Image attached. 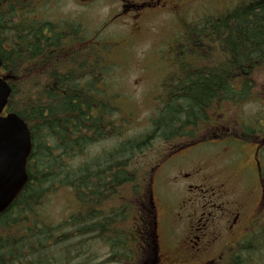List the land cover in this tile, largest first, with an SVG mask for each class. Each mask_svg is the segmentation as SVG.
<instances>
[{"label":"trees","instance_id":"16d2710c","mask_svg":"<svg viewBox=\"0 0 264 264\" xmlns=\"http://www.w3.org/2000/svg\"><path fill=\"white\" fill-rule=\"evenodd\" d=\"M59 24L22 23L9 42L0 35L2 68L12 79L6 111L26 123L32 143L27 184L0 215V264H65L87 243L80 264H98L85 257L92 241L103 237L116 255L127 250L129 257V235L119 220L128 217L132 193L136 213H147L148 169L177 143L203 142L199 134L213 109L264 101V0H241L182 24L167 49L171 68L159 84V105L149 127L133 135L125 133L124 115L117 124L114 118L119 106L105 82V46L96 38L82 40L71 23ZM240 131L244 138L257 134L249 124ZM65 187L74 191L77 213L58 225L30 226L27 216L46 193ZM117 197L120 205H113ZM253 240L239 244L232 264H248L252 252L262 251Z\"/></svg>","mask_w":264,"mask_h":264},{"label":"rangeland","instance_id":"374dc122","mask_svg":"<svg viewBox=\"0 0 264 264\" xmlns=\"http://www.w3.org/2000/svg\"><path fill=\"white\" fill-rule=\"evenodd\" d=\"M166 1L167 7H162L158 12H146L147 19L136 21V23L132 21V17L126 15V11L106 3V0H97L85 6L80 5L79 0H55L53 4L40 9L42 21L60 23L59 25L64 27L71 23L79 29L82 40L96 38L103 47L105 46L102 50L103 65L106 70L110 68L105 71L107 73L105 82L109 93L116 95L113 102L119 106V112L114 117L117 118L116 124L119 115H124L126 118L124 123L126 135L137 134L149 127V119L154 116L160 101L159 84L169 74L168 70L171 68L170 54L167 49L174 46L176 37L180 35L183 28L182 24L193 22L198 18L202 19L212 13L224 12L241 0ZM172 3H177V9L180 5L182 6L177 16L172 15L175 12L171 13ZM133 15L137 16L138 11H133ZM256 81L258 88L263 87L261 80ZM257 92L260 93V89ZM229 107L225 106L222 114L219 113L221 109H213L209 116L210 121L203 126L199 134L204 142L168 156L162 169L169 174L168 179L174 176L177 178L176 181L185 183L182 181L183 176L177 175L176 172L190 174L191 165L198 163L205 174H211V178L231 179L229 187L232 191H230L237 202H242L249 194L255 196L257 193L258 196L259 192L255 176L253 173L247 174L253 167L252 148L256 146V140L253 136L244 138L240 129L249 124L254 127L258 137H264V101L242 104L234 110ZM233 111L237 113L236 119L239 124L234 123L236 119L232 116ZM214 123L217 125L215 126ZM261 138L257 139L264 142V138ZM186 142L182 141V143ZM179 146H182L181 143H177L175 149ZM100 148L102 145L93 148L92 151ZM261 150L262 153L259 155L262 159L261 178L264 179V143ZM152 168L153 165L148 171L150 172ZM126 191L128 192V188ZM157 194L162 198V194H165V198L172 204L176 203L179 197V193L171 189L164 192L158 191ZM118 200L119 198L113 205H120L121 201ZM247 200L251 201L249 198ZM172 208L176 209L175 206ZM78 209L79 205L75 200L73 189L68 187L52 189L50 193H46L33 215L27 216V219L30 218L28 224L30 226L58 225L75 215ZM36 217L38 223H32ZM160 221L162 225L167 224L163 217ZM257 223L255 227L264 225V208L260 210ZM161 233H163L162 229ZM250 239L260 243L258 248H262V251L252 252L251 259L246 258L247 263L264 264V229L246 237L241 243ZM107 240L103 237L92 241L94 244H91L90 253L85 258H94V263L99 264L105 258L126 257L127 250H124V256L119 253L116 255V250ZM88 245L89 243L79 245L80 249L82 247L80 256L76 257L77 253L73 251L76 258L71 259L72 253H70L67 255L69 260L67 258L64 260L65 264H80L83 261L81 260L83 248ZM138 264L141 263L138 262Z\"/></svg>","mask_w":264,"mask_h":264},{"label":"flooded vegetation","instance_id":"af4514ba","mask_svg":"<svg viewBox=\"0 0 264 264\" xmlns=\"http://www.w3.org/2000/svg\"><path fill=\"white\" fill-rule=\"evenodd\" d=\"M54 1L0 0V35H4L1 39L5 42L13 40L16 26L22 23L32 26L50 23L42 21L40 9ZM79 1L85 6L97 0ZM106 3L126 11L135 23L147 19L146 12H158L168 6L166 0H106ZM176 7L177 3H172L170 9L171 13L175 12L172 15L177 16L182 6ZM135 10L138 11L137 16H134L136 13L133 15ZM3 50L9 52L10 45L4 46ZM0 73H4L3 68ZM11 81L9 78L8 83ZM255 140L253 167L247 174L253 173L258 181V196L257 193L255 196L249 194L250 202L247 198L237 202L229 187L231 179L211 178V174H205L198 163L191 165L190 174L176 172L183 176L185 183L176 181L174 176L168 179L169 174L162 169L164 158L152 169V177L147 184V213H136L132 193L127 206L128 217L119 220L129 235L130 256L114 258L113 262L105 264H232L233 250L241 241L264 229V225L255 227L260 210L264 208V179L261 178L262 159L259 157L264 142ZM188 146L184 145L181 150ZM170 189L179 193L174 204L169 203L165 194H162L164 199L157 194ZM129 190L133 192L134 188L129 187ZM161 217L166 225H162Z\"/></svg>","mask_w":264,"mask_h":264},{"label":"water","instance_id":"95a60500","mask_svg":"<svg viewBox=\"0 0 264 264\" xmlns=\"http://www.w3.org/2000/svg\"><path fill=\"white\" fill-rule=\"evenodd\" d=\"M10 94L11 87L0 76V215L10 207L27 184L26 164L32 151L26 123L18 115L4 112Z\"/></svg>","mask_w":264,"mask_h":264}]
</instances>
